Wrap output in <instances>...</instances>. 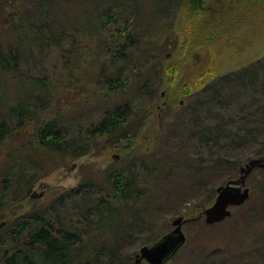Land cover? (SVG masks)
I'll use <instances>...</instances> for the list:
<instances>
[{"label":"rangeland","instance_id":"1","mask_svg":"<svg viewBox=\"0 0 264 264\" xmlns=\"http://www.w3.org/2000/svg\"><path fill=\"white\" fill-rule=\"evenodd\" d=\"M33 1L18 3L31 33L17 36L0 24V43L23 48L19 75L0 74V115L8 122L15 119L6 114L7 103L21 96L30 101L31 128L46 116L69 123L66 135L96 123L103 111L96 76L125 67L120 40L113 37L127 21L144 35L137 51L163 48L162 63L170 70L159 74L156 67L148 90L138 87L135 98L126 97L132 90L121 97L125 103L137 99L127 126L136 130L131 137L96 139L77 157L38 147L24 128L0 141V261L21 247L25 231L18 228L42 212L54 229L66 224L83 231L81 243L90 248L118 237L113 251L120 263L103 264H131L177 216L189 219L182 225L186 241L166 264H264V167L247 175L249 197L231 206L228 217L205 229L199 216L218 185L237 178L248 159L264 155V0H210L206 16L198 10L200 0ZM219 12L220 18L208 16ZM21 75L42 78L44 93H28ZM113 171L135 176L138 185L136 213L115 235L116 226L85 214L95 199L106 197ZM79 183L92 186L91 192L78 193Z\"/></svg>","mask_w":264,"mask_h":264},{"label":"trees","instance_id":"2","mask_svg":"<svg viewBox=\"0 0 264 264\" xmlns=\"http://www.w3.org/2000/svg\"><path fill=\"white\" fill-rule=\"evenodd\" d=\"M20 1L24 2V0H0V24L10 25V29H14L16 32L13 33L17 36L23 33H31V28L26 22L30 20L20 17V14L18 15V3ZM35 1L37 0L33 2L35 3ZM198 2L199 12L203 11L202 15L206 16L207 13L204 10L212 7L210 0H200ZM14 3H16V6H14ZM186 3L187 0L184 4ZM42 7H40L39 13L42 12ZM217 14L220 18L223 12L212 13L208 16L211 18ZM131 21L125 22L124 26L114 31L115 37H113L120 40L124 55H120L119 58H122L125 67L117 70L113 69L110 72L103 69L96 76V83L102 84L96 97L103 108L100 119L96 123L84 126V130H80L75 135L70 131H68L70 135H66L64 132L69 127V123L61 125L62 122L58 116H46L38 121L36 127L31 128L32 111L29 106L30 101L18 96L7 103L6 109V114L14 118L15 122H8L7 116L0 115V141L10 135L13 129L24 128L32 134L38 147L66 154L70 157H77L88 153L93 146L92 142L96 139L113 137L120 140L131 137L136 130L131 132L127 126L132 118L130 109H132L137 99L125 103L121 102V97L126 96L132 90L134 91L133 94L126 97L129 99L135 98V93L138 92L136 88L138 87L142 88V91L148 90V85H152L154 76L158 72L156 67L159 68V74H161L162 68L164 69L167 66L162 63V59L166 57L163 48H158L157 54L152 53L147 48L137 51L138 46L141 45L142 40L140 39L144 35L137 34L135 32L137 28L129 26ZM36 27L34 26L33 29ZM32 34L33 37L40 36L38 31H34ZM53 35L52 38H55L56 36ZM156 37L158 36L155 35L154 38L156 39ZM19 51H23V48L20 49L0 43V74L7 72L19 75ZM169 70L170 65L166 67V71ZM21 77L24 86L29 91L27 92L32 96L36 97L44 93L45 82L42 78L30 75H21ZM201 170L202 168H198V172ZM260 184L264 191V180ZM82 187V183H79L76 187L78 193L91 192L92 186H85V189H82ZM106 189V197L95 199L94 205L87 208L85 214L90 219H96L99 225L104 223L108 228L113 225L116 226V229L112 230V234L115 235L123 231L122 226L127 222L124 218L131 213H136L135 208L132 206L136 205L138 199V185L135 176L126 175V171H113V173L107 174ZM37 214L30 224L18 228L19 231H25L24 236L19 240L21 247L10 254H6L0 264H88L89 262L90 264H103V260H106V263L111 260L120 263L119 256L113 251L116 248L115 243L118 237L111 236L109 237L110 240H107L106 247L110 245L109 242L111 241L112 247L110 248L112 250L102 245L90 248L88 245L81 243L83 231L72 229L66 224L54 229L48 215H44L42 212ZM132 221L134 222V218ZM212 225H215V223L210 225L204 223L202 226L207 229L208 226L213 227ZM98 229H101V226ZM103 251H105L106 257L99 258L97 255ZM242 260L237 264L248 263V261Z\"/></svg>","mask_w":264,"mask_h":264},{"label":"water","instance_id":"3","mask_svg":"<svg viewBox=\"0 0 264 264\" xmlns=\"http://www.w3.org/2000/svg\"><path fill=\"white\" fill-rule=\"evenodd\" d=\"M256 167H264V155L252 157L239 167V176L228 179L226 183L216 187L213 203L203 209L199 216L204 217L206 224L224 220L231 214V206H240L249 197V188L244 186L247 175ZM189 219L177 216L173 219V227L152 245H142L131 264H140L144 259L148 264H163L183 246L186 235L182 225ZM4 223H0V227Z\"/></svg>","mask_w":264,"mask_h":264}]
</instances>
